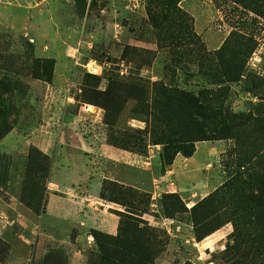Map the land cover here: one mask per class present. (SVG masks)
<instances>
[{
	"label": "rangeland",
	"instance_id": "1",
	"mask_svg": "<svg viewBox=\"0 0 264 264\" xmlns=\"http://www.w3.org/2000/svg\"><path fill=\"white\" fill-rule=\"evenodd\" d=\"M161 88L195 97L202 134ZM0 100V264H69L38 245L52 173L109 170L100 147L133 156L97 199L149 264H264V0H0Z\"/></svg>",
	"mask_w": 264,
	"mask_h": 264
},
{
	"label": "crops",
	"instance_id": "2",
	"mask_svg": "<svg viewBox=\"0 0 264 264\" xmlns=\"http://www.w3.org/2000/svg\"><path fill=\"white\" fill-rule=\"evenodd\" d=\"M53 80L55 82V77ZM63 135L59 137V145L62 144ZM75 145L78 147L79 141L75 140ZM87 148L95 149L90 146ZM99 153L104 156L103 164H110L109 170L103 167L102 173L91 174L90 167L86 163L81 167L68 158H63L52 173L51 179L54 183L51 185H55L61 193L60 195L55 194L54 191L49 193L43 214L46 229H43L41 235L39 233L38 245L46 241L63 245L69 264H85L88 252L96 248L90 234L91 230L111 236L117 234L120 218L115 212L119 211L97 199L101 182L111 180L129 185L131 181H135L128 175L129 173L121 170L124 168L129 171L134 167L133 156L130 153L110 151L103 147L99 148ZM11 210L19 216L22 215L17 209L11 208Z\"/></svg>",
	"mask_w": 264,
	"mask_h": 264
},
{
	"label": "trees",
	"instance_id": "3",
	"mask_svg": "<svg viewBox=\"0 0 264 264\" xmlns=\"http://www.w3.org/2000/svg\"><path fill=\"white\" fill-rule=\"evenodd\" d=\"M46 69L45 80L50 82L52 78L53 67L50 66L49 70L48 67H46ZM160 95L165 99L167 104H170V107L168 108L170 109L169 111L172 110L173 115L175 116V125L181 124L182 128L187 130L189 124H195L197 129L199 131L201 130L197 118H195L193 115L196 114V116L204 117V114L202 111H200L201 107L194 96L175 90H166L164 88L160 89ZM2 105L3 103L0 100V118H3ZM0 122V126L5 124L3 119H0ZM200 133L202 134L201 131ZM5 134V130L0 132V139ZM182 138L184 137L177 139L181 141ZM172 142L173 141L168 138L167 145L164 148L167 149L164 152L165 165L167 166L172 164L174 156L178 152L174 151L175 153H172L171 149H175ZM183 153L186 156H189V153ZM119 216L121 215L119 214ZM137 232L144 233L143 231H139L136 226L121 221V217L116 236H110L100 231L91 230L90 234L93 237L98 253V264H149L150 259L144 250L143 253H140V249L136 248V239L145 240L138 236Z\"/></svg>",
	"mask_w": 264,
	"mask_h": 264
},
{
	"label": "built area",
	"instance_id": "4",
	"mask_svg": "<svg viewBox=\"0 0 264 264\" xmlns=\"http://www.w3.org/2000/svg\"><path fill=\"white\" fill-rule=\"evenodd\" d=\"M96 71L95 70H93V73H95Z\"/></svg>",
	"mask_w": 264,
	"mask_h": 264
}]
</instances>
